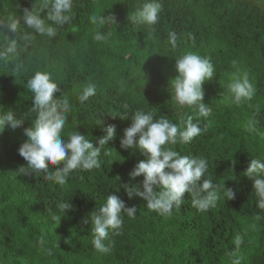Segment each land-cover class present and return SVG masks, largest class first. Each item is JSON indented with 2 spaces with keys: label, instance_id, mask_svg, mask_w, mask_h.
I'll use <instances>...</instances> for the list:
<instances>
[{
  "label": "trees",
  "instance_id": "obj_1",
  "mask_svg": "<svg viewBox=\"0 0 264 264\" xmlns=\"http://www.w3.org/2000/svg\"><path fill=\"white\" fill-rule=\"evenodd\" d=\"M143 2L73 0L72 21L57 25V35L48 38L23 27L22 16L25 8H44L49 0H0V18L15 15L22 25L21 32L9 34L20 43L18 55L0 63V111L11 110L23 121L0 135V264H230L229 251H238L242 264H264V210L256 206L255 178L243 174L252 158L264 160V0H158L161 12L152 26L155 31L127 19ZM93 14L116 18L117 25L101 29L108 35L105 42L94 39L96 26L89 19ZM170 31L178 35L175 49L168 43ZM23 33L32 38L20 40ZM187 51L209 57L215 66L212 80L203 84V102L212 114L202 119L201 127L207 125V130L200 136L165 147L204 157L207 175L236 196L226 200L222 189L216 205L199 212L185 193L180 208L161 216L141 198L129 199L121 187L142 180H131L129 173L145 157L138 149H122L120 139L137 109L151 111L156 118L164 115L173 123L193 114L176 104L170 81L178 75L175 59ZM18 62L23 64L19 74L13 70ZM35 71L50 72L61 89L58 98L70 97L72 111L63 138L76 128L96 146L105 135L103 129L116 126L115 137L102 149L101 167L76 170L63 186L45 180L43 173L20 171L26 167L18 154L26 140L23 130L35 119L33 94L27 89ZM234 73H246L255 87L251 101L240 106L231 102L227 88ZM89 82L96 85L97 94L81 104L77 92ZM122 112L129 114L124 120L117 116ZM249 121L252 132L245 131ZM112 194L127 207H136L137 213H122L123 230L120 235L110 232L114 243L102 254L92 246L91 223H82V218L88 219ZM67 200L75 210L53 221L60 215L57 205ZM42 235L48 241L45 248L38 244ZM238 235L242 243L237 250Z\"/></svg>",
  "mask_w": 264,
  "mask_h": 264
},
{
  "label": "clouds",
  "instance_id": "obj_2",
  "mask_svg": "<svg viewBox=\"0 0 264 264\" xmlns=\"http://www.w3.org/2000/svg\"><path fill=\"white\" fill-rule=\"evenodd\" d=\"M43 9H47L46 16L42 15ZM160 12L158 0H144L127 19L136 25L152 27L158 24ZM73 16V0H49L44 8L23 10V27L40 36L54 38L57 35L56 26L68 24ZM89 19L96 26L94 39L97 42L108 39V35L101 31L105 25H117L113 15L104 17L93 14ZM21 28L20 19L15 15L0 18V63H8L18 55L20 43L9 34L21 32ZM152 30L155 31V28L152 27ZM31 38V35L24 33L19 37L20 40ZM167 39L171 48L175 49L177 33L170 31ZM232 63L235 66L237 61ZM175 69L178 75L170 80L175 102L180 107L190 108L193 114L181 116L179 123H173L164 118V115L156 118L151 111L137 109L131 114V125L124 129L120 139L122 149H138L145 157L129 173L131 180L135 181L141 176L142 180L131 186L124 183L121 187L129 199L141 198L149 210L161 216H171L174 209L180 208L185 193L191 195L192 206L199 212L213 208L221 197L222 189H226L223 191L226 200L235 199L236 196L232 189L215 184L211 176L207 175L208 161L204 157L181 155L171 147H165L177 143L188 144L193 138L200 136L207 130V125L201 127L202 119L206 120L212 114L211 107L203 102V84L211 81L216 73L210 58L195 51H187L175 59ZM13 70L19 74L23 70V64L16 63ZM227 88L231 94V102L237 106L251 101L255 94V87L246 73H234ZM27 89L33 94L31 111L35 113V119L31 127L23 130L26 140L18 148V154L26 161V167H21L20 171L25 175L43 173L45 180L63 186L76 170L92 171L100 168L102 149L115 137L116 126L104 128L105 135L97 139L96 146L85 135L76 131V128L65 139L62 133L72 111L70 97L64 94L62 98H58L60 86L48 71H35L27 80ZM96 94V85L85 83L77 92L76 100L83 104ZM128 115L127 112H122L117 116L124 120ZM22 124L23 121L15 118L11 110L0 111V135L6 127L15 130ZM245 131H254L252 121L245 126ZM231 162L233 165L236 163L235 160ZM55 165L62 166L53 170L52 166ZM243 174L255 178L252 187L258 198L256 206L264 210V160L252 158ZM57 208L60 215L53 216V221H60L62 216L75 210L69 200L60 202ZM122 213L134 217L137 208L127 207L124 200L112 194L107 195L99 207H95L88 219L82 218V223H91L92 246L97 252H110L114 243L110 239V232L112 235H120L123 230ZM57 240L54 242L55 247H58ZM47 243L46 235H42L38 244L45 248ZM241 243V237L236 236L237 250ZM45 250L51 254V249ZM228 257L230 264H242L238 251H229Z\"/></svg>",
  "mask_w": 264,
  "mask_h": 264
}]
</instances>
